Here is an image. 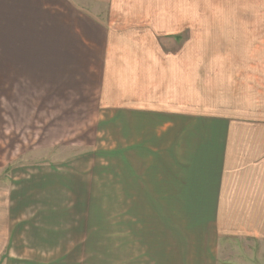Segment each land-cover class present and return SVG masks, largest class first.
I'll use <instances>...</instances> for the list:
<instances>
[{"label": "rangeland", "instance_id": "1", "mask_svg": "<svg viewBox=\"0 0 264 264\" xmlns=\"http://www.w3.org/2000/svg\"><path fill=\"white\" fill-rule=\"evenodd\" d=\"M56 3L75 59L62 35L41 61L51 76L0 77V264H194L209 245L224 259L222 245L264 247L210 239L175 203L179 168L151 117L264 121V0Z\"/></svg>", "mask_w": 264, "mask_h": 264}, {"label": "crops", "instance_id": "2", "mask_svg": "<svg viewBox=\"0 0 264 264\" xmlns=\"http://www.w3.org/2000/svg\"><path fill=\"white\" fill-rule=\"evenodd\" d=\"M57 6L56 0H0V61L5 62L0 64V77L51 76L41 61H54L62 35L65 51L71 50L64 59H75L71 12L67 16L65 9L59 11L57 23ZM90 23L82 24L86 33L102 39L97 23ZM153 112L145 111L143 123ZM158 114L151 117L156 120L154 131L161 129L157 134L167 141L162 155L175 157L179 168L175 203L192 206V219L211 230L206 235L210 239L241 235L264 242V121L254 123L228 110ZM237 245L221 246L223 252L235 253L225 259L215 254L220 247L206 246L202 253H208V260L194 264H264V247Z\"/></svg>", "mask_w": 264, "mask_h": 264}]
</instances>
